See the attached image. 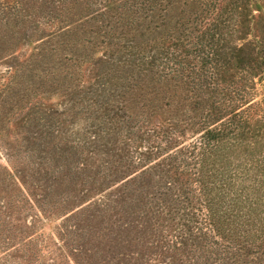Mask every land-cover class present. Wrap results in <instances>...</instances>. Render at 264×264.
Here are the masks:
<instances>
[{
	"label": "rangeland",
	"instance_id": "374dc122",
	"mask_svg": "<svg viewBox=\"0 0 264 264\" xmlns=\"http://www.w3.org/2000/svg\"><path fill=\"white\" fill-rule=\"evenodd\" d=\"M143 3L0 0V264H264L204 193L264 156V0Z\"/></svg>",
	"mask_w": 264,
	"mask_h": 264
},
{
	"label": "trees",
	"instance_id": "16d2710c",
	"mask_svg": "<svg viewBox=\"0 0 264 264\" xmlns=\"http://www.w3.org/2000/svg\"><path fill=\"white\" fill-rule=\"evenodd\" d=\"M145 2L153 4L155 0ZM246 162L251 164L249 168L221 169L208 175L204 186L209 184L212 190H204L210 196L207 212L211 224L228 237L264 240V156L251 155ZM215 204L219 207L212 209Z\"/></svg>",
	"mask_w": 264,
	"mask_h": 264
}]
</instances>
